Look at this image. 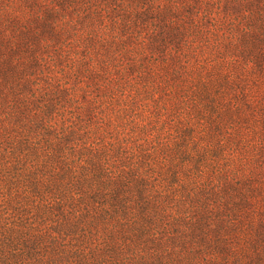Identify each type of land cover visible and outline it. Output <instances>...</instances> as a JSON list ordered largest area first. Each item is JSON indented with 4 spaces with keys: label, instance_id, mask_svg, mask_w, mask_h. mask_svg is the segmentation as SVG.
<instances>
[{
    "label": "trees",
    "instance_id": "1",
    "mask_svg": "<svg viewBox=\"0 0 264 264\" xmlns=\"http://www.w3.org/2000/svg\"><path fill=\"white\" fill-rule=\"evenodd\" d=\"M0 264H264V0H0Z\"/></svg>",
    "mask_w": 264,
    "mask_h": 264
}]
</instances>
